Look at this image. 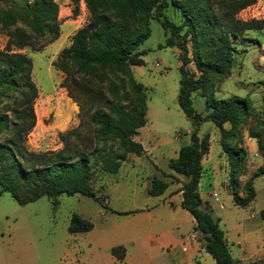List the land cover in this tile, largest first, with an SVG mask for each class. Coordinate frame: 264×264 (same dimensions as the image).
Listing matches in <instances>:
<instances>
[{
  "label": "rangeland",
  "instance_id": "obj_1",
  "mask_svg": "<svg viewBox=\"0 0 264 264\" xmlns=\"http://www.w3.org/2000/svg\"><path fill=\"white\" fill-rule=\"evenodd\" d=\"M55 1L61 13L70 7V13L59 18L63 35L87 22L89 16L83 0ZM164 13L169 20L182 22L180 12L171 4ZM238 17L264 18V0L244 8ZM166 36L159 22L151 19L150 35L138 47L145 51L141 56L143 64L131 66L135 81L143 86L147 106L146 124L133 139L153 152L128 154L117 173L99 168L94 172L91 186L96 195L106 196L110 210L81 194L42 196L25 204H19L9 192L1 194L0 264H157L162 256L171 259L172 264H216L203 250L196 256L191 254L193 241L199 243L197 233L191 215L180 208L176 195L185 177L174 174L167 165L169 158L175 157L177 139L184 136L186 129L190 128L191 132L192 124L178 106L180 60L175 47L163 46ZM6 41L5 32L0 30V50ZM69 41L70 37L60 39L41 51L20 50L32 61L31 76L38 90L33 101L35 125L25 140L30 151L62 148L60 134L78 126L82 120L87 125L91 113L103 105V97L128 102L125 98L128 87L121 76L107 73L99 78L87 74L76 80L56 66L61 49ZM234 43L235 65L224 80L213 83L207 97H248L252 104L253 110L240 128V145L247 150V156L238 177L239 195H246V181L264 165V152L258 148V136L264 138V29L246 31ZM190 67L193 69L194 65ZM192 101L194 109L205 115V97L193 94ZM228 127L224 124V128ZM84 128L83 133L88 129ZM204 133L210 134V146L202 158L200 197L210 204L214 216L221 219V229L228 231L232 240L229 247L237 249L234 243L243 240L250 255L264 246V218L260 216L264 208V174L254 179V200L244 207L234 204L229 186L231 167L220 144L219 128L205 121L199 127V134ZM112 149L117 151L115 144ZM153 177L169 184L161 195L151 196L146 192ZM74 214L89 220L92 229L70 233L68 227ZM192 234L194 240L190 239ZM119 246L128 248V263H120L111 255L110 249ZM256 260L250 257L237 263Z\"/></svg>",
  "mask_w": 264,
  "mask_h": 264
},
{
  "label": "trees",
  "instance_id": "obj_2",
  "mask_svg": "<svg viewBox=\"0 0 264 264\" xmlns=\"http://www.w3.org/2000/svg\"><path fill=\"white\" fill-rule=\"evenodd\" d=\"M83 1L88 20L74 32L70 44L61 49L56 66L76 80L87 74L99 78L107 73L119 75L128 87L125 92L128 102L103 97V105L91 113L87 125L82 120L78 126L60 134L62 148L30 151L25 140L35 125L33 101L38 90L31 76L32 61L20 50L41 51L58 39L59 4L55 0H0L3 2L0 30L7 36L5 47L0 50V137L3 136L0 195L9 192L19 204H25L42 196L81 194L110 210L106 196L94 192L91 177L97 168L117 173L128 154L144 152L133 136L146 124V97L142 84L135 81L131 66L143 64L141 56L145 51L138 47L150 35V20L156 19L167 33L163 46L178 50L177 102L192 124L189 142L181 145L177 156L167 162L174 174L185 177L180 181V207L193 217L197 240L216 264H238L230 253L219 218L199 194L202 158L210 146V134L200 135L199 127L211 121L219 128L220 144L231 167L229 186L233 202L247 206L256 195L254 179L264 174V165L258 167L244 185L246 195H239L238 177L247 156V150L240 145V128L251 114L252 104L248 97L214 99L207 97V92L213 83L224 80L235 65L234 39L246 31L264 29V18L238 17L241 10L257 0ZM169 4L180 12L181 23L165 15ZM193 94L205 97V115L194 109ZM226 123L228 128H224ZM85 126L87 133H83ZM251 136L257 135L251 133ZM114 144L117 151L112 149ZM258 148L264 152V138L259 136ZM168 186V182L153 177L146 192L151 196L161 195ZM260 216L264 218V209ZM92 227L89 220L74 214L68 230L86 232ZM110 252L122 260L125 248L113 247ZM247 264H264V260Z\"/></svg>",
  "mask_w": 264,
  "mask_h": 264
},
{
  "label": "crops",
  "instance_id": "obj_3",
  "mask_svg": "<svg viewBox=\"0 0 264 264\" xmlns=\"http://www.w3.org/2000/svg\"><path fill=\"white\" fill-rule=\"evenodd\" d=\"M64 9H66V10H63V12H65V13H61V11L59 12V18H61V16H65V14H68V13H70L69 11H70V7L69 6H67V7H65ZM68 10V11H67ZM74 32L75 31H72V30H69L68 32H66L65 33V35H63V31L61 32V30H60V35H59V37H58V39L57 40H55L54 42H56V41H58V40H60V39H63V38H65L66 40L70 37V39H71V37H72V35L74 34ZM70 42L71 41H69V44H70ZM68 44V45H69ZM67 45V46H68ZM189 135H190V128L189 129H186L185 130V134H184V136H182V137H180L179 139H177L178 141H179V146H178V148H177V150L175 151V157L177 156V153H178V149L180 148V146L181 145H183V144H187L188 142H189ZM135 139V138H134ZM139 142H141V141H139ZM141 144L143 145V148H144V150H145V154H150L151 152H153V149H148L147 147H145V145L141 142ZM172 158H174V157H172ZM170 159V158H169ZM168 188H169V186H168ZM167 188V189H168ZM176 195H178L179 196V206H180V201H181V199H182V196H181V192L179 191ZM255 197H256V195H255ZM254 200V199H253ZM171 205H173V203H171ZM181 208V207H180ZM182 209V208H181ZM264 209V208H263ZM184 210V209H183ZM186 211V210H185ZM261 211V210H260ZM131 211H129V213H130ZM187 212V211H186ZM128 214V213H127ZM250 217H252V216H250ZM219 225H220V227H221V219L219 218ZM191 222H192V224L194 225V219H193V217L191 216ZM225 232V237H226V240H227V243H231L232 242V240H231V237L229 236V234H228V231H224ZM194 242V245L193 246H191L190 247V251H191V254H193V256H196L197 255V253L199 254L202 250L203 251H205L203 248H202V246H201V244L200 243H198V242H196L195 240L193 241ZM234 246H236L237 247V249H232V248H230L229 247V244H228V247H229V250H230V253H231V255L233 256V258L235 259V260H238V261H240V262H242V261H245L246 259H248V258H250V257H256V261H258V260H264V246H262V247H260V248H258L255 252H253L252 254H250V255H248L247 254V249H246V247L244 246V241L243 240H237L235 243H234ZM124 247V246H123ZM125 248V255H124V258L122 259V260H119V259H117L115 256H113L112 254V256H113V258L116 260V261H118V262H120V263H128L129 262V257H128V248L125 246L124 247ZM206 252V251H205ZM111 253V252H110ZM207 253V252H206ZM166 254H169V251L168 252H166ZM208 254V253H207ZM212 258V257H211ZM171 260V259H170ZM168 258H166V257H158V259H157V264H172L171 263V261H170ZM173 261V260H172ZM214 261V260H213Z\"/></svg>",
  "mask_w": 264,
  "mask_h": 264
},
{
  "label": "built area",
  "instance_id": "obj_4",
  "mask_svg": "<svg viewBox=\"0 0 264 264\" xmlns=\"http://www.w3.org/2000/svg\"><path fill=\"white\" fill-rule=\"evenodd\" d=\"M213 196H216V192L213 193ZM220 207L222 208L223 205H220ZM190 239L194 240V235L193 234L191 235ZM182 250L186 251V247H183Z\"/></svg>",
  "mask_w": 264,
  "mask_h": 264
}]
</instances>
